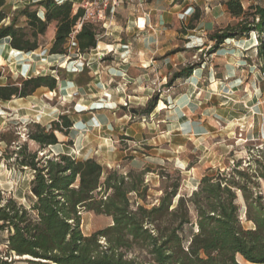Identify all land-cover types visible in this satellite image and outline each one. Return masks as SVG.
Returning <instances> with one entry per match:
<instances>
[{"label": "rangeland", "instance_id": "374dc122", "mask_svg": "<svg viewBox=\"0 0 264 264\" xmlns=\"http://www.w3.org/2000/svg\"><path fill=\"white\" fill-rule=\"evenodd\" d=\"M33 1L37 0H3V8L11 16L18 6ZM240 1L243 8L264 5V0ZM72 2L75 11L83 0ZM224 2L143 0L141 5H120L103 16L96 11L88 21L99 40L86 54H77L74 43L68 45L69 55L48 52L54 21L31 52L14 50L8 38L1 39V85H19L30 76L47 74L57 80L55 90L40 87L25 97L0 99V136L18 134L10 145L0 140L1 194L28 205L31 172L15 164L14 152L27 141L28 148L41 155L38 145L27 139L28 124L49 127L63 113L73 125L66 135L57 133V146L42 152L93 157L103 166V175L115 169L128 181L132 180L128 172L143 171L146 195L143 200L129 195L133 202L149 206L164 187L175 183L178 194L188 197L204 174L228 170L239 158L246 165L248 152L264 146V65L256 53L259 40L254 31L212 50L209 34L238 21ZM190 24L195 27L188 28ZM188 63H198L189 77L165 85L172 72ZM155 93L156 107L143 115L142 108ZM260 189L264 192L261 181ZM238 203L242 224L251 225L240 196ZM80 217L84 235L110 222L108 216L84 210ZM6 235L0 231L2 256ZM23 260L15 259L13 264H26ZM238 260L250 264L241 256Z\"/></svg>", "mask_w": 264, "mask_h": 264}, {"label": "trees", "instance_id": "16d2710c", "mask_svg": "<svg viewBox=\"0 0 264 264\" xmlns=\"http://www.w3.org/2000/svg\"><path fill=\"white\" fill-rule=\"evenodd\" d=\"M72 3L26 2L9 16L0 0V40L8 38L12 49L31 52L54 21L48 52L69 55V35L84 15V9L79 6L74 11ZM224 5L238 21L209 34L212 50L227 39L254 31L259 40L256 53L264 65V5L243 8L240 0H225ZM193 17L197 19V14ZM98 40L94 24L84 20L74 35L76 53L90 52ZM196 67L198 63L178 68L165 85L189 77ZM40 87L55 90L57 80L47 74L30 76L19 85L0 84V99L25 97ZM157 98L155 93L147 100L143 115L154 110ZM28 125L27 139L36 143L42 154L28 148L27 141L18 144L14 152L15 164L31 172L25 196L28 205L0 191V231L7 233L0 264H13V255L28 256L23 258L26 264H241L238 256L250 264H264V192L260 189V181L264 183V146L248 152L246 165L242 166L239 158L228 170L217 168L201 176L188 197L178 194L175 183L164 187L157 202L148 206L129 197L134 194L144 199L147 185L143 184V171L128 172L132 177L128 181L115 169L103 175V166L93 157L76 159L64 152H42L59 143L57 133H68L73 125L70 116L58 115L49 127L38 122ZM0 140L10 145L18 140V134L4 132ZM239 196L249 226L240 220ZM83 210L108 216L111 222L84 235L80 229Z\"/></svg>", "mask_w": 264, "mask_h": 264}, {"label": "built area", "instance_id": "2783aa9c", "mask_svg": "<svg viewBox=\"0 0 264 264\" xmlns=\"http://www.w3.org/2000/svg\"><path fill=\"white\" fill-rule=\"evenodd\" d=\"M143 0H83V3L80 4L84 9V15L80 18L74 28L72 29L68 43H74V35L78 31L81 26V23L84 20L94 19L97 16H103L105 12H112L116 7L123 4H131V5H141Z\"/></svg>", "mask_w": 264, "mask_h": 264}, {"label": "water", "instance_id": "95a60500", "mask_svg": "<svg viewBox=\"0 0 264 264\" xmlns=\"http://www.w3.org/2000/svg\"><path fill=\"white\" fill-rule=\"evenodd\" d=\"M13 258H15V259H18V258H28V256H22V257H20L18 255H13Z\"/></svg>", "mask_w": 264, "mask_h": 264}, {"label": "bare ground", "instance_id": "6f19581e", "mask_svg": "<svg viewBox=\"0 0 264 264\" xmlns=\"http://www.w3.org/2000/svg\"><path fill=\"white\" fill-rule=\"evenodd\" d=\"M139 23H140L141 26H143L144 25V20L142 18H140L139 19ZM24 256H26V255H24Z\"/></svg>", "mask_w": 264, "mask_h": 264}, {"label": "crops", "instance_id": "0c3cea01", "mask_svg": "<svg viewBox=\"0 0 264 264\" xmlns=\"http://www.w3.org/2000/svg\"><path fill=\"white\" fill-rule=\"evenodd\" d=\"M97 44H98V43H97ZM107 46H112V45L107 44ZM107 46H106V47H107ZM141 51H142V50H141ZM58 144H59V143H57V144H55V145L57 146ZM62 152H63V151H62ZM85 212H87V211H85ZM110 222H111V220H110ZM110 222H109V223H110ZM109 223H108V224H109Z\"/></svg>", "mask_w": 264, "mask_h": 264}]
</instances>
